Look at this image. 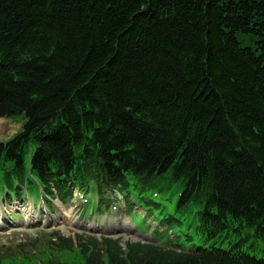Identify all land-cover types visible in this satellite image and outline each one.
<instances>
[{
	"label": "trees",
	"instance_id": "1",
	"mask_svg": "<svg viewBox=\"0 0 264 264\" xmlns=\"http://www.w3.org/2000/svg\"><path fill=\"white\" fill-rule=\"evenodd\" d=\"M18 116L8 184L177 181L198 247L51 231L0 264H264V0H0V117Z\"/></svg>",
	"mask_w": 264,
	"mask_h": 264
},
{
	"label": "rangeland",
	"instance_id": "2",
	"mask_svg": "<svg viewBox=\"0 0 264 264\" xmlns=\"http://www.w3.org/2000/svg\"><path fill=\"white\" fill-rule=\"evenodd\" d=\"M19 117V116H18ZM17 118V117H16ZM21 126V121L19 119L12 120L10 118H0V140H4L11 136L14 132H16ZM6 186H8V191L12 195H16V184H8L7 180L0 175V192H2L4 189H6ZM26 189V192L24 191ZM23 197H26V193L29 196H32L35 200L37 201V188H36V183L33 181L25 180L24 187H23ZM5 193V190L2 192V195ZM116 193L115 198L117 197V202L119 201V209L116 213H112L108 215L107 222L106 224H111L110 232L113 236H121L122 240H148L149 239V233H146L144 235L141 234V231L134 230L131 228V223L130 220L127 216L122 214L121 207H124L125 200L121 199L120 196H118L117 192H110L109 194H114ZM20 202V201H19ZM19 202L16 201L15 205L10 204L11 209H15V211L19 210L20 204ZM94 202V201H93ZM66 208L59 207L55 208V214L53 218L54 220H60V222H50L47 224H42V225H36V226H29V227H24L21 225V219L23 217V214L20 212V215L17 216V214H14V219H9V217H6V222L5 228L0 229V247L2 246H10L13 247L15 244L18 242H33L34 239H38L44 234L42 230L44 229H49V228H58L63 234L65 235H70L72 232L75 233H87L86 229L83 224L77 225V224H66L65 222L68 220H63L60 217H66L67 216V211H71V207L69 205H64ZM135 211L138 210V212L132 213V217L135 218V223L143 229L145 227V224L143 226V221H142V212L140 208H138L137 205H135ZM127 213L130 214V208L126 209ZM141 213H140V212ZM8 216V215H6ZM100 216V215H98ZM113 218V220H112ZM151 220V217L147 218V223H149ZM49 227V228H48ZM122 227V229H120ZM144 230V229H143ZM41 243L38 242L37 246H39Z\"/></svg>",
	"mask_w": 264,
	"mask_h": 264
},
{
	"label": "bare ground",
	"instance_id": "3",
	"mask_svg": "<svg viewBox=\"0 0 264 264\" xmlns=\"http://www.w3.org/2000/svg\"><path fill=\"white\" fill-rule=\"evenodd\" d=\"M120 229H122V227Z\"/></svg>",
	"mask_w": 264,
	"mask_h": 264
}]
</instances>
